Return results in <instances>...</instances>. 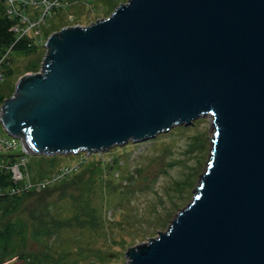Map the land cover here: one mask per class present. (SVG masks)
Returning <instances> with one entry per match:
<instances>
[{"label":"water","instance_id":"1","mask_svg":"<svg viewBox=\"0 0 264 264\" xmlns=\"http://www.w3.org/2000/svg\"><path fill=\"white\" fill-rule=\"evenodd\" d=\"M0 106L31 156L103 152L210 117L206 168L128 264H264V0H127L51 34Z\"/></svg>","mask_w":264,"mask_h":264},{"label":"rangeland","instance_id":"2","mask_svg":"<svg viewBox=\"0 0 264 264\" xmlns=\"http://www.w3.org/2000/svg\"><path fill=\"white\" fill-rule=\"evenodd\" d=\"M2 1L7 9L6 0ZM60 1L61 9L43 21L39 18L43 6H21L29 19L24 36L33 38L37 47L27 55L7 52L6 58L8 53L12 58L7 70L12 73L0 78L4 94L14 93L20 77L40 71L51 34L65 27L88 26L127 2ZM32 65L38 71H32ZM4 70L0 68V73ZM214 131L212 119L203 117L152 139L90 154L31 156L18 146H6L3 154L12 155L8 164L17 163L31 179H58L15 210L11 220L19 218L25 234L17 252L25 255L18 258L16 253L4 264H128L127 250L166 231L192 200ZM7 136L0 125V139Z\"/></svg>","mask_w":264,"mask_h":264},{"label":"trees","instance_id":"3","mask_svg":"<svg viewBox=\"0 0 264 264\" xmlns=\"http://www.w3.org/2000/svg\"><path fill=\"white\" fill-rule=\"evenodd\" d=\"M18 22H20L19 18L7 14L4 1L0 2V60L8 51H10V54L17 52L23 55L31 54L36 51L35 48L37 46L33 38L26 36L18 38L16 33L12 30ZM6 59L5 64L1 67L5 69L2 73L4 79L5 77H10L12 73V70H7L9 68V63L12 61L9 53ZM30 68L32 71H38L39 67L37 65H32ZM2 83H0V105L10 96V93L4 94ZM11 157L12 155L7 156L3 154L0 155V160H4L5 162L10 160L9 163H12ZM11 184V172L0 171V188L10 186ZM31 195H33V193H22L0 198V264L9 261V258L16 253H19L18 258H23L25 255L24 252H17L19 247H21L19 244L23 241V236L25 237V234L21 233L24 232L23 222L19 218L13 219V221L11 219L15 210ZM14 220H17V222Z\"/></svg>","mask_w":264,"mask_h":264},{"label":"built area","instance_id":"4","mask_svg":"<svg viewBox=\"0 0 264 264\" xmlns=\"http://www.w3.org/2000/svg\"><path fill=\"white\" fill-rule=\"evenodd\" d=\"M6 4L8 6L7 14L12 17H17L20 19V22H18L16 26L12 28V30L18 33L20 37H23L24 35H26L25 33L29 31L28 27L25 26V20L29 21V19L28 17L22 14L23 11L21 9V6H25L28 4H40L41 9L43 6L44 12L42 11V14L39 15L41 21H43L45 17L50 15L52 12L61 9L62 6L60 0H6ZM6 55L2 57V59L0 60V68L5 63ZM1 77H2V73H0V78ZM9 138L11 139V141H9ZM6 146L8 147L18 146L22 148L23 151H25L19 139L7 136L6 138L0 139V155H3V153L6 152L5 150ZM0 171L11 172V182H12L10 186L0 188V198L4 196L19 195L22 193L39 192L43 190L46 186L55 182L58 179V178H53L52 180L37 182L35 179L34 180L31 179L28 174L22 173L17 163L11 165V164H7V161L5 162L4 160H0Z\"/></svg>","mask_w":264,"mask_h":264}]
</instances>
